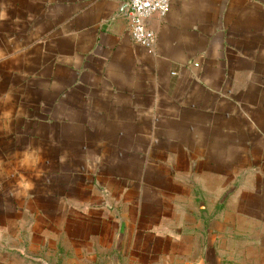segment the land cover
Listing matches in <instances>:
<instances>
[{"label": "crops", "instance_id": "1", "mask_svg": "<svg viewBox=\"0 0 264 264\" xmlns=\"http://www.w3.org/2000/svg\"><path fill=\"white\" fill-rule=\"evenodd\" d=\"M128 7L0 0V264L264 242V0H170L152 51Z\"/></svg>", "mask_w": 264, "mask_h": 264}, {"label": "built area", "instance_id": "2", "mask_svg": "<svg viewBox=\"0 0 264 264\" xmlns=\"http://www.w3.org/2000/svg\"><path fill=\"white\" fill-rule=\"evenodd\" d=\"M169 8L170 0H129L127 16L133 40L152 51L157 34L148 20L155 13L165 16Z\"/></svg>", "mask_w": 264, "mask_h": 264}, {"label": "rangeland", "instance_id": "3", "mask_svg": "<svg viewBox=\"0 0 264 264\" xmlns=\"http://www.w3.org/2000/svg\"><path fill=\"white\" fill-rule=\"evenodd\" d=\"M218 246L223 257L213 258V264H264V242L222 241ZM219 253V252H218ZM150 264H163L161 259L150 260ZM179 264H187V259H180Z\"/></svg>", "mask_w": 264, "mask_h": 264}]
</instances>
